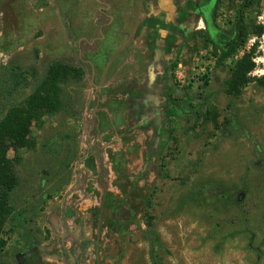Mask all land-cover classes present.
<instances>
[{"label":"rangeland","instance_id":"1","mask_svg":"<svg viewBox=\"0 0 264 264\" xmlns=\"http://www.w3.org/2000/svg\"><path fill=\"white\" fill-rule=\"evenodd\" d=\"M241 2L0 0V66L29 78L53 62L82 70L63 85L66 109L34 122V146L8 151L10 264H151V190L162 264H264V84L227 85L254 42L250 76L264 77V0L244 9L262 35L223 66L195 34L208 15L232 37Z\"/></svg>","mask_w":264,"mask_h":264},{"label":"trees","instance_id":"2","mask_svg":"<svg viewBox=\"0 0 264 264\" xmlns=\"http://www.w3.org/2000/svg\"><path fill=\"white\" fill-rule=\"evenodd\" d=\"M210 1V0H209ZM217 0H213V4ZM251 4V0H242L238 5L234 16V33L232 37L226 38L222 32L214 26L213 19L204 15L206 31L198 30L195 34H200L206 42L213 44L215 50V65L223 66L236 54L249 39V35L261 36L263 26L258 25L254 30L250 29L245 22L244 9ZM256 42L250 49L236 59L230 68L228 79V93L238 95L243 87L250 81L257 79L264 84V77L255 78L250 73L255 68L253 60ZM176 62L169 65L172 71ZM74 71L73 74L70 72ZM72 75L80 78L82 70L74 69L61 62H53L46 67L42 77H35V71L31 72V78L24 75L22 70L15 71L12 68L0 66V227H2L12 214L10 204V194L18 183L12 158L8 156L9 149L14 151L20 148L30 149L34 146V141L30 138L31 128L34 122L39 121L45 113L56 114L66 109V102L63 98L64 83ZM34 79L35 84L31 91L23 98L18 99L21 89L29 87ZM172 92V88H169ZM208 118L207 113H201L197 118ZM167 176L166 172L161 173ZM154 191L151 190L143 199V218L146 225V238L149 242L148 256L151 264H162L159 250L162 241L159 234L154 231L153 216L150 213ZM29 242H24V249ZM5 241L0 238V264H10L7 260V252L3 250Z\"/></svg>","mask_w":264,"mask_h":264},{"label":"flooded vegetation","instance_id":"3","mask_svg":"<svg viewBox=\"0 0 264 264\" xmlns=\"http://www.w3.org/2000/svg\"><path fill=\"white\" fill-rule=\"evenodd\" d=\"M210 9L211 8L207 4H202L196 8V11L200 12V14H205V12H209Z\"/></svg>","mask_w":264,"mask_h":264}]
</instances>
